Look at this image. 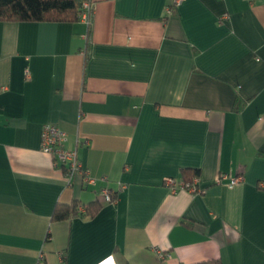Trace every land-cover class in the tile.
Returning a JSON list of instances; mask_svg holds the SVG:
<instances>
[{
    "label": "crops",
    "instance_id": "crops-1",
    "mask_svg": "<svg viewBox=\"0 0 264 264\" xmlns=\"http://www.w3.org/2000/svg\"><path fill=\"white\" fill-rule=\"evenodd\" d=\"M84 3L89 23L0 21V264H264V0ZM196 170L201 193L165 184ZM75 201L101 208L52 219Z\"/></svg>",
    "mask_w": 264,
    "mask_h": 264
},
{
    "label": "trees",
    "instance_id": "trees-1",
    "mask_svg": "<svg viewBox=\"0 0 264 264\" xmlns=\"http://www.w3.org/2000/svg\"><path fill=\"white\" fill-rule=\"evenodd\" d=\"M86 0H0V21H29V22H78L81 19L82 5ZM89 58L87 56L86 63ZM187 171V170H185ZM200 172L193 171V177ZM187 178L184 182H191ZM116 195H114V199ZM98 202L83 206L75 201L69 205L58 204L53 213L54 221L68 220L77 216H95L100 210ZM125 264H128L127 262ZM199 264H221L220 261H209Z\"/></svg>",
    "mask_w": 264,
    "mask_h": 264
},
{
    "label": "built area",
    "instance_id": "built-area-1",
    "mask_svg": "<svg viewBox=\"0 0 264 264\" xmlns=\"http://www.w3.org/2000/svg\"><path fill=\"white\" fill-rule=\"evenodd\" d=\"M185 0H174L173 7L179 5ZM172 7V8H173ZM172 8H168V13H171ZM92 14V8L89 3H83L81 18L87 23L90 22ZM67 141V133L62 130L60 127L54 124H46L43 127L41 134V150L45 153L51 154L55 158V165L57 167H64L66 171V176L71 180L75 173H83L82 166L78 160L77 152L75 150H69L65 148V143ZM85 180L93 182V179L85 176ZM222 180H228L229 186H234L238 184L242 178L241 177H232L229 175H222L219 179V183ZM199 178L196 177L191 182H180L178 183L175 179L168 178L165 181V184L169 186L173 192L177 191H186L191 194L201 193L199 185ZM114 193L108 189L103 190V197L107 202H115ZM158 255L162 260H165L170 257L168 253H163L158 251Z\"/></svg>",
    "mask_w": 264,
    "mask_h": 264
}]
</instances>
